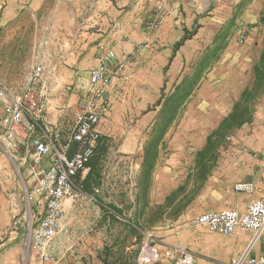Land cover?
<instances>
[{
    "label": "rangeland",
    "instance_id": "1",
    "mask_svg": "<svg viewBox=\"0 0 264 264\" xmlns=\"http://www.w3.org/2000/svg\"><path fill=\"white\" fill-rule=\"evenodd\" d=\"M80 2L89 9L74 12V24L69 28L23 31L25 38H35L38 43L36 48L31 47L30 54L29 46L24 47L22 65L32 59L33 69L38 64L43 67L41 86L65 83V103L72 104L89 88L82 72L89 75L93 67L90 60L74 62L78 60V45L87 42L86 57H90L95 50L98 54L127 39L121 59L127 62L125 71L134 68L135 80L132 93L109 103L103 117L107 131L102 132L89 164L84 194L75 199H91L92 205L75 206L76 210H87L81 215L75 213L77 235L59 238L56 248L64 241L66 254H86L84 261L91 264L99 260L102 264H126L128 260L129 264H173L170 252L184 247L201 260L224 264L219 260L232 251L221 239L228 235L212 233L205 226L193 224V219H178L187 212L191 216L202 212L204 204L212 201L198 196L222 177L218 174L222 157L217 152L236 149L233 141L237 143L245 132L264 126V0H104L101 24L93 23L94 14L88 11L95 0ZM247 63L251 75L245 82L241 76ZM66 68L75 71L73 76L62 74ZM213 77L225 81L234 102L221 122L214 119L207 93L203 97L201 94L214 83ZM51 92L47 89L49 103L55 98ZM73 106L68 114L71 125L78 112ZM174 121L173 132L192 136V141L183 143L187 146L181 155L185 167L177 175L181 185L163 204L154 203L151 196L150 205H133L132 199L148 202L146 188L149 177L153 182L158 139L171 132ZM129 133L146 139L149 156L145 173L132 167L129 150L135 143L126 138ZM0 155L7 158L5 172L1 173L4 187H0V203L4 206L0 209H4L1 216L6 223L0 242L21 243L29 254V222L37 193L28 174L24 175L25 169L21 166L19 170L15 157L1 146ZM118 215L129 222L118 219ZM251 235L247 247L253 243ZM259 243L252 246L251 257L258 256L255 249ZM132 245L131 254L122 252L121 247ZM84 247L92 248L93 253L81 250ZM143 250L149 256L145 262L141 260Z\"/></svg>",
    "mask_w": 264,
    "mask_h": 264
},
{
    "label": "crops",
    "instance_id": "2",
    "mask_svg": "<svg viewBox=\"0 0 264 264\" xmlns=\"http://www.w3.org/2000/svg\"><path fill=\"white\" fill-rule=\"evenodd\" d=\"M89 7L91 9L88 11L94 14V16L91 17V19H93V23L101 24L102 15L105 8L104 0H95L94 4H91ZM84 9L87 10L89 8L82 5L80 0H0V84L9 88L16 95L21 94L27 85L28 77L34 71L33 66H31L30 63L32 59L26 60V62L28 63L26 66L22 65L24 62H22L21 54L24 51V47L27 46H29V49L27 51L30 54L31 47L36 48L38 41L35 38H32L29 41L28 38L24 37L23 31L39 29L55 30L65 27L69 28L71 24H74L71 21V15L74 12H83L82 10ZM86 43L87 42L84 41L82 44L78 45V60L74 62L83 63L90 60V66H95L98 62V54L95 53V50L94 56L92 55L90 57H86ZM133 70L134 68L126 69L122 77L115 81L114 87L109 91L110 103H114L117 99H121L123 95L132 93L134 87L133 83L135 80L134 75L132 74ZM73 73H75L74 70L66 68L63 69L62 74H69L70 76H73ZM82 73L89 82L88 73ZM248 75H251V72L250 66L247 63V65L243 67V74L241 76L245 79V82ZM214 79V83L202 89L201 94L203 97L204 94L206 95L207 93L208 96L206 97V100L210 103L214 119L221 122L230 114L234 102L232 101V94H230L227 90L225 81H218L213 77V80ZM48 89L52 90L51 93L55 94V98H53L49 103L46 109L45 118L47 120L49 129H51L52 131L57 129L61 134L62 140L65 141L69 137L70 132L74 126V121H72V125L70 124L71 119L68 117V114L70 112H73L72 109H70L73 105V107L79 110V99L74 101L72 104L65 103L67 101L66 86L62 81H59L57 85L50 84ZM207 90H209V92H207ZM2 114L3 111L0 108V117L2 116ZM175 124H177L176 121L173 122V126L170 128L171 132L158 139L160 145L152 172L153 182L151 184L149 177L148 186L146 188V191L148 192V202L141 201V199H137L136 201L132 199L133 205H136L137 203L139 205H150L151 201H149V199L151 198V196L152 200L155 199L154 203L163 204L166 201L167 197L171 195L172 192L176 193V190L181 185V180H177V175L182 174L185 167V164L182 163L181 155L183 153V150L187 146H185L183 143L192 141V136L190 134L181 135L180 133L173 132V130L175 129ZM106 128L107 123H103L102 120L100 124L101 131L106 132ZM246 130L247 127L245 126V131ZM126 138L129 142L135 143L130 146L131 149L129 150L132 167L138 172L145 173L149 156L148 148L146 146V139H141V135L134 133L127 134ZM140 141L142 142V144L139 146L138 143ZM233 142L234 144L242 145L247 149L243 150L236 148L234 150H219L217 152L218 154H220V157H222V161L220 162V172H218V174L222 177L216 182H212L211 186H207V189L204 190L207 192L202 191V194L198 196L201 199L205 196L209 197L212 201L204 204V210H202V212L200 213H196L195 215L193 214L194 216H191L189 212H187L186 214H181L178 221H186L187 219L190 221L199 214L211 211L236 209L240 212H244L251 202L259 200L264 196V126L258 125V127L255 128L253 132H245V136L243 137V139H241L237 143L235 141ZM167 150H169L168 153ZM7 152L13 155L19 163V170H21L22 167L25 169V167L22 166L19 162V157L22 156L23 151L16 153L12 150H8ZM198 152L199 150L197 151V154ZM6 161L7 158H5L4 155H0V187H4L1 186V184H3V182L1 181L3 174L1 173L3 172L4 166H6ZM89 170L90 168L88 166V169L84 176V180L87 177V173L89 172ZM23 173L26 176V169ZM27 178L29 179L28 176ZM239 181L252 182L255 187L254 191L251 193L236 192L234 190V185ZM29 182L33 184L30 179ZM38 199L39 196L37 194V199H35L34 201L35 204L34 208L32 209V214L30 216L31 220L29 224L35 221V219H39L40 216L44 214L43 207H41ZM99 203L102 206L107 205L102 201H99ZM90 205H92L91 199L67 200L66 211L68 214V220L71 223L69 231L70 236L74 237L77 235V231L74 229L76 216L75 213L78 211L81 215L82 212H87L86 209L76 210L75 206ZM1 206H4V204L0 203V207ZM0 210L1 233L2 227L6 223V220L1 216V214L4 212V209L2 208ZM117 217L118 219L124 220L125 222H129L127 218H123V216L121 215H118ZM85 231L86 230L82 232L83 235L85 234ZM241 232L250 231L240 230L235 234L228 235L229 237L227 238L221 239H224L222 243H226L227 247H230L232 254H227L224 260L219 261H224V264H230L233 260L239 258L240 256H242V254H244L251 240L252 232H250L249 234L240 235ZM61 237L65 236H60L59 238ZM59 238L57 239V244L59 242ZM259 244L260 246L258 247V249H255V252L258 256H261L263 254V242L261 241ZM58 247H55L53 261L49 262L48 264H91L89 261H84V259L86 260V254L84 255L82 253V255L77 256L76 252L74 251L68 252L70 253V255L66 254L64 241L61 243V246ZM133 248V245L123 246L121 247V250H123L122 252L124 254L129 255L132 253ZM85 249L89 250L90 254L93 253L92 248H81V250L84 251ZM77 250L78 252H80L79 249ZM219 251L220 249L218 248L216 252L219 253ZM58 254L60 255L59 257ZM88 258H90V256ZM165 259L166 258L163 257L161 258V260ZM126 260H128V258H126ZM197 262L198 264L218 263L213 260L207 261V259L203 258L202 260L197 258ZM0 264L40 263L35 251L32 250L31 253L28 254L21 243L10 245L8 240H4L0 242ZM94 264H102V260H99V262H94ZM126 264H129V260ZM163 264L170 263L168 262Z\"/></svg>",
    "mask_w": 264,
    "mask_h": 264
},
{
    "label": "built area",
    "instance_id": "3",
    "mask_svg": "<svg viewBox=\"0 0 264 264\" xmlns=\"http://www.w3.org/2000/svg\"><path fill=\"white\" fill-rule=\"evenodd\" d=\"M126 41L120 39L98 52V62L89 73V88L79 97L74 126L65 141L57 129H49L45 118L49 99L48 88L41 86V65L34 68L21 94L16 95L0 84V146L16 153L23 151L19 162L33 182L44 211L29 224V245L40 264L53 261L57 239L69 234L66 202L84 194V176L103 136L100 124L109 107V91L126 68L127 62L120 59V54L126 53ZM254 189L249 181L234 185L236 192L251 193ZM192 223L225 235L240 230L252 232L254 240L247 252L230 264H264V196L251 202L244 212H205L195 216ZM261 241L263 254L251 257L252 246ZM141 255L142 262L149 260L147 251L143 250ZM170 257L173 264H198L196 255L184 247L172 249Z\"/></svg>",
    "mask_w": 264,
    "mask_h": 264
},
{
    "label": "trees",
    "instance_id": "4",
    "mask_svg": "<svg viewBox=\"0 0 264 264\" xmlns=\"http://www.w3.org/2000/svg\"><path fill=\"white\" fill-rule=\"evenodd\" d=\"M184 99H185V98H183V100H181V101H180V103H179V104H177V105H179V107H180V106L182 105V103L184 102ZM173 118H174V117H173ZM173 118H171V120L169 121V123H168V124H170V123H171V121H173Z\"/></svg>",
    "mask_w": 264,
    "mask_h": 264
}]
</instances>
